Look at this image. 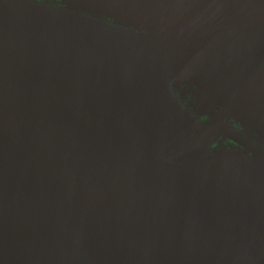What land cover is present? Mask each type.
<instances>
[{"label":"water","instance_id":"1","mask_svg":"<svg viewBox=\"0 0 264 264\" xmlns=\"http://www.w3.org/2000/svg\"><path fill=\"white\" fill-rule=\"evenodd\" d=\"M123 1L0 0V264H264V0Z\"/></svg>","mask_w":264,"mask_h":264},{"label":"flooded vegetation","instance_id":"2","mask_svg":"<svg viewBox=\"0 0 264 264\" xmlns=\"http://www.w3.org/2000/svg\"><path fill=\"white\" fill-rule=\"evenodd\" d=\"M57 1V0H55ZM127 3L128 1L124 0L122 3ZM61 7H65V6H61ZM70 8V7H69ZM82 8V7H80ZM63 10L66 11H72V9H68V8H62ZM103 19V18H102ZM106 22L110 23V20L108 18H106ZM189 86L188 85H177L174 88H172V92H173V98L180 103L184 108H191L196 102H195V98H194V94L193 93H189L188 92ZM194 90V87L191 89ZM171 92V91H170ZM171 92V93H172ZM210 105L214 106V108L212 109V113L215 115V117L219 118L218 116L221 114L222 116H224L226 119H222L224 122H226V124L236 128L237 130H239L240 132H242L243 134H245V136L252 140L256 145H258L261 149L264 150V137L259 135L252 127L251 125L246 122V121H239L238 119H234L233 117H227V115L225 114L224 109L220 108L219 106H217L215 103H209ZM200 108H203V106H200ZM208 108V106L205 105V109ZM196 119L198 121H205L207 120L206 117H201V118H197ZM218 149H226L229 150L235 154H237L240 158H242L243 160H247V161H254L256 160L254 157H252L251 154L247 153L246 151H244L243 149L239 148L237 145H235L234 143L227 141L225 139L222 138H217L216 140L213 141L212 144H210L209 147V152H212L214 150H218Z\"/></svg>","mask_w":264,"mask_h":264},{"label":"rangeland","instance_id":"3","mask_svg":"<svg viewBox=\"0 0 264 264\" xmlns=\"http://www.w3.org/2000/svg\"><path fill=\"white\" fill-rule=\"evenodd\" d=\"M63 1H64V2H68V1H70V0H63ZM77 1H78V0H77ZM126 1H130V3L138 5V1H140V0H126ZM9 46H10V47H14V44H13L12 41H11V43L9 44ZM261 51H264V47L261 49Z\"/></svg>","mask_w":264,"mask_h":264}]
</instances>
